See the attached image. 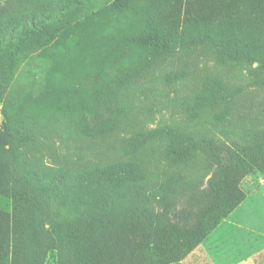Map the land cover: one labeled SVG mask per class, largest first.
I'll list each match as a JSON object with an SVG mask.
<instances>
[{
    "label": "rangeland",
    "instance_id": "rangeland-1",
    "mask_svg": "<svg viewBox=\"0 0 264 264\" xmlns=\"http://www.w3.org/2000/svg\"><path fill=\"white\" fill-rule=\"evenodd\" d=\"M197 1L0 0L24 15L0 9V30L29 32L33 17L50 27L0 56V190L25 199L17 263L264 264V0ZM185 4L216 16L182 30ZM133 153L143 166L132 167L134 198L121 201ZM115 163L107 188L80 182ZM221 177L242 192L221 228L187 255L176 244L177 255H132L131 239L151 242L147 216L164 211L187 241L218 217ZM146 178L163 189L145 188ZM0 208L13 211L1 193ZM135 216L120 254L105 243L76 252L87 224Z\"/></svg>",
    "mask_w": 264,
    "mask_h": 264
},
{
    "label": "trees",
    "instance_id": "trees-1",
    "mask_svg": "<svg viewBox=\"0 0 264 264\" xmlns=\"http://www.w3.org/2000/svg\"><path fill=\"white\" fill-rule=\"evenodd\" d=\"M206 2V0L197 1V3H199L201 6L206 5ZM185 6V14H179L181 16V22L179 26L182 30L187 25L204 26L206 22L216 16L214 10H211V12L207 11V6L202 11L190 9L189 5L186 4ZM0 9H5L4 12L8 17H18V15H23L21 6H14L10 4V2H7L6 4L3 3L0 6ZM163 13L158 15V21L166 16ZM29 24L30 27H32L29 32L23 30L19 31L16 27H6L8 29L4 31L0 30V56L3 55V53L11 52L10 50H15V53L17 51L20 52L21 49L17 47L24 46L25 42L32 35H35V29L38 31V33H40L42 30L44 31L46 28L50 29L47 24L39 22V20L34 19V17L30 19ZM150 26L155 28L152 24H150ZM16 32H18L17 35H15ZM21 33H24L25 35L22 36ZM153 37L157 38V30H153ZM15 38L16 42H13V39ZM159 40L162 42V39ZM36 41L37 38L35 37L31 44L36 43ZM3 91L0 85V98H2ZM67 121L70 122L71 119ZM57 122L58 120L56 119L53 121L54 124ZM170 153L175 154L173 151ZM119 164L122 163L108 164L101 169H99V167L92 170L87 169L83 172L80 182L93 188H107L105 184L106 177L110 172L115 171L118 168L117 165ZM128 164L131 166V169L124 171V175H122L126 178V182H128L127 187L124 185L122 188L123 190L116 193V198L121 201L131 200L134 198L135 194L131 195L129 193L130 186H132L131 182L133 183V181L130 182V179L133 178L134 174L132 167L139 169L143 166V162L139 159L136 153L131 155ZM149 179L150 178H146L142 181V185L145 188L147 187L152 191H159L163 189L165 183L164 181L158 184L156 187V185L151 184L150 181L148 182ZM212 185L215 188L214 198H218V214L220 213L218 217L212 215L210 218L211 221L208 224L204 225L203 227L199 225L196 227V229L191 230L189 237L190 240L187 241V239L180 234L176 222L170 221L164 211L159 212L158 216L156 217L147 216L145 221L148 222L152 229L151 242L148 243L147 240L135 241L131 239L130 248L132 255H177L176 251L173 249L174 244H176V246L179 245L180 248H184L183 255H187L197 245L195 240L197 241L206 238L217 228H221L220 220L224 219L231 212V210L237 206L242 198V192L239 188V183L235 178L226 179L221 177L219 180H215ZM0 193L4 196V198L10 199L11 205H13V211L0 208V258L1 255H7L8 257L5 262L0 260V264H27L23 261L18 263L16 261L17 255H25V251L27 250L26 247L22 246V244L24 245V236L22 235L21 227H18L17 225L18 221L21 223V218H19L17 221L18 216H20L18 206L21 203L23 204L25 199L21 197L19 191L13 188L7 189L6 186L4 189L0 190ZM139 221V217L135 216L129 221L117 223L112 227L107 225L109 223H106V226L103 225V227L100 229L98 226L94 227L91 224H87L85 227H88V229L94 228V230L90 231L89 233H82L80 235L82 239L80 245L75 247V249H77L76 252L82 253L84 251L86 254H92L93 252L91 250L93 247L95 248L98 244L101 243V245H103L105 243V245L112 247L114 251L117 250L120 254L117 244L123 241L124 233L127 235L129 229L136 230L137 223H139ZM126 230L127 232H125ZM161 247H164L163 253L161 252ZM123 256L125 255H121V257ZM137 264H141L139 257H137ZM163 264H168V262Z\"/></svg>",
    "mask_w": 264,
    "mask_h": 264
}]
</instances>
